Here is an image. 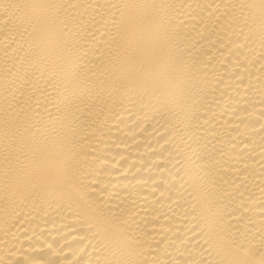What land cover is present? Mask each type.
Instances as JSON below:
<instances>
[{"label": "bare ground", "instance_id": "bare-ground-1", "mask_svg": "<svg viewBox=\"0 0 264 264\" xmlns=\"http://www.w3.org/2000/svg\"><path fill=\"white\" fill-rule=\"evenodd\" d=\"M0 264H264V0H0Z\"/></svg>", "mask_w": 264, "mask_h": 264}]
</instances>
